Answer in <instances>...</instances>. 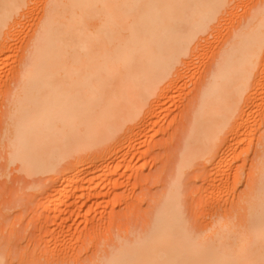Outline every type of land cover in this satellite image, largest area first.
Returning <instances> with one entry per match:
<instances>
[{
	"label": "bare ground",
	"instance_id": "1",
	"mask_svg": "<svg viewBox=\"0 0 264 264\" xmlns=\"http://www.w3.org/2000/svg\"><path fill=\"white\" fill-rule=\"evenodd\" d=\"M231 2L0 0V66L31 3L42 9L36 11L38 28L27 54L8 84L3 135L9 164L28 175L49 174L45 196L51 198L44 206L59 228L56 238L43 236L49 242L54 238V245L36 250L33 243L34 249L19 258L6 250L9 244L0 245V264H264V106L254 111L258 93L264 94V0L234 26L220 56L206 66L187 110V126L177 135L175 171L171 165L158 170L161 188L148 196V204L144 207L140 193L125 191L129 210L122 207L108 221L92 220L73 233L61 223L64 213L82 209L86 202H77L83 196L101 200L107 192L100 191L103 186L116 189L124 173L137 170L126 159L144 157L143 136L165 115L164 98L176 90L202 36ZM255 144L259 148L249 153ZM244 153L245 159L252 157L251 166L245 188L236 194L244 168L232 173L224 159L231 164ZM197 161L218 198L206 211L212 219L200 229L186 216L182 181ZM143 177L135 182L142 186L148 180ZM230 196L238 203L233 212L232 203L221 200Z\"/></svg>",
	"mask_w": 264,
	"mask_h": 264
},
{
	"label": "rangeland",
	"instance_id": "2",
	"mask_svg": "<svg viewBox=\"0 0 264 264\" xmlns=\"http://www.w3.org/2000/svg\"><path fill=\"white\" fill-rule=\"evenodd\" d=\"M38 1L40 0H37V2ZM261 1L262 0H232L231 5L227 9L229 12L227 10L223 12V14L220 16L221 18H219L220 20L219 19H218L219 21L216 20V22H214L208 28V32L202 36V40L199 46V48L200 47L201 48L200 49L197 48L198 50H196L193 61L190 63L189 70L186 71L182 75V77L178 78L177 83L179 85H176V87L173 88V89L176 88V90H172L171 88L169 90L170 93L168 92L169 94H167V96L164 98V103H163L164 112H162V115L165 114L164 115L165 117L162 116L163 118L162 117L160 118L162 120H159V123L158 125H156L155 129H150L147 135L143 136V140H147V142L144 143V146L142 145L141 149L146 151L147 155L145 154L144 157H142L137 153L126 159L127 163L136 165L137 170H135L134 172H130L128 170L126 173H124L125 175L122 176L121 174L124 171V168L122 167L120 171L122 169L123 171L121 172V174H119V176L120 175L122 176L121 178L122 183L121 182H120L121 184L119 183L120 188L119 186L115 187L116 189H113L114 187L111 188L110 185L103 186L105 188H102V190L100 191L104 193L106 191L107 192L106 195L101 200L98 199L97 201L95 200V202L94 201L90 202L86 196H83L81 199H79L77 202L78 206H81L83 203L86 202L85 204H83L81 210L77 211V213H72L71 210L68 212V215L67 213H64L62 215L63 221L61 223H63L62 226H64L65 229L70 227V229H72L71 233H73L75 232L76 228H79L78 230H82V229L84 230L87 224L92 220L101 223L102 222L101 220L108 221V219L115 217L114 214L116 216L119 215L113 212L121 211L126 205L127 197L124 198L123 196L126 192H128V195L135 194V196L136 194L138 195L140 193V196L144 197L142 201L144 207L148 204L147 200L149 199L150 195L155 194L161 188L162 182L159 177L161 171L160 169H163L168 165H171L173 169L172 167L169 166L168 172L174 173L173 171H175L174 161L176 159L175 157L178 151L177 147L179 145L178 141L180 139V136L178 137L177 135L179 134V132L183 130V128H186L187 126L186 125L187 110L193 104L194 99L196 97L195 95L196 85L198 84L200 79L202 80L206 75L205 72H207L208 70L206 66L208 65L209 68L211 63H213V61L216 59L215 57L220 56V53L222 52L223 47L229 38L228 36L231 35L233 29L236 28L240 23L242 24L244 21H246V19L250 17L249 15L253 14L254 9H256V7L260 4ZM31 4L32 5L34 4L31 7L33 9H30L31 11H29L31 13H29L28 10H26L31 15L27 13L26 16L22 18L21 24L18 26L17 33L15 34L14 38L11 39V47L8 50H6L1 56L3 57V62L1 63L0 66V238H1L0 245H2V247H5L7 244H9V246L5 247L6 250L10 251L11 249H13V251L17 252L16 254L18 258L20 257V254H24L25 252L29 251V249L31 250V248L32 249L36 248V246L39 249L41 248L40 246L42 244H43L42 246H44L45 248L47 244L51 246L54 245L52 244L55 241L54 238L50 240L52 242L51 243L48 241L49 240L48 238L45 239L44 237L45 236L48 237L50 235L49 233H51L56 238V236H58L59 233L58 232L59 228L55 226L54 221L52 220L51 217H49L50 214L47 215L48 213H46L44 206V201L47 200L46 198H51L50 197L51 195L49 197L47 195L45 196V193L47 194V192L45 191L50 190L49 185L51 182L49 179H47L48 177L47 178L45 177V176H49V174L38 173L35 175H28L24 171L18 170V164L16 163L9 164L8 163L9 147L7 144V140L4 138L3 135L4 121H6L5 120L6 115H4L5 114L4 111H6L7 109L6 104H8V98H9L8 84L11 82L13 83V78H14L13 72L16 69V67L19 66L22 58L27 54L28 40L33 35L34 31L38 28V22L40 17L39 12H42L39 10L40 8L39 5L43 7L41 3L39 5L36 3L38 7L37 5L35 6V3H31ZM33 10L34 12H32ZM229 14L231 15L229 16ZM220 21H222V23ZM211 30H213V32H211ZM228 33H230V35H228ZM171 94H173V96ZM258 102L259 104L255 106L254 111L256 110L258 111L259 109L261 110L264 106L263 92L258 93ZM250 121L253 124L252 117H250ZM245 147L243 149H247ZM255 148L258 149L259 147L257 145L255 147L250 146L251 150L249 153L254 151ZM157 149L160 151H158ZM243 155H245V153L242 154V157L240 159L236 158L237 160L232 161L231 164L229 163V160H231L229 157L226 158V160L228 161L224 159V165L229 164L228 166L226 165V168L228 167L232 171V173L235 171L236 168L240 167L241 165L244 168V171L242 170L243 168L241 170L239 169L240 171H243L244 174L241 179V182H238V187L236 186V189L234 188L235 190H237L235 191L236 194L239 189L241 190V188L242 189L245 188L244 184L247 180L246 175L251 166L250 160L252 159V157L251 158L249 157L248 159L250 160H248L245 159L247 155L245 156ZM170 168L173 171H171ZM227 170H225L224 168V171L227 172ZM207 175H208L207 171H205L203 165L197 161L195 165L192 166V168L190 167V169L188 168V170H186L182 179V181L184 182L183 201L185 204H187L185 206V209L187 210L186 216L190 219L189 220L191 221L190 223L195 224L194 226L196 228L198 226L199 229L205 227L206 226L205 222L212 219L213 213L208 214L206 213V211L210 212L211 206L216 204L218 199L215 198V196L213 197L211 195L214 189L213 187H210L209 184L210 178H208ZM142 176H144L143 179L148 178V180H144V182L146 181V183L143 182L144 184H146L144 186L143 183L141 186L139 182H135L136 177L142 178ZM128 178H132V182L126 185L127 182L126 180ZM36 179H38L39 181ZM123 180H125L126 182L125 181L123 182ZM32 182H34L35 184ZM135 184L136 187L133 188ZM33 185H36V187L34 186L35 187L34 188ZM208 185L209 187H206ZM109 188L112 189L110 193H109L110 190ZM153 189L155 190V192ZM206 189H208L207 190L208 195ZM122 193L124 194L122 195ZM40 194H42L41 198H40L41 196ZM120 194L123 197H119L118 199V196H120ZM120 198L122 199V201ZM229 198L227 200L225 197L222 198L221 200L224 201L223 202L224 204L228 203V205H230L231 203L233 204L234 202L236 203L237 199L233 200L232 196H230ZM231 200L233 201L231 202ZM204 201L206 204L204 203ZM225 201L228 202L225 203ZM235 203L234 205L232 204L230 205L232 212L234 210L233 209L234 206H236ZM37 207H39L40 209ZM204 208L206 209L208 208V210L206 209L204 210ZM36 209L37 210L39 209L40 211L37 212ZM127 210L129 209L124 208V210L122 211L124 212ZM127 214L135 216L138 215L139 213H132V214L127 213ZM38 216H40L39 217L40 219L38 218ZM13 238L17 240L14 241ZM39 239H45V240H39ZM11 241L12 242L14 241V243L16 242L15 243L16 245L14 243H13L14 246L10 245L12 243ZM33 243H37V244L34 245ZM12 246L13 248H11ZM86 251L87 248H84V250L81 249L80 255L86 254Z\"/></svg>",
	"mask_w": 264,
	"mask_h": 264
}]
</instances>
